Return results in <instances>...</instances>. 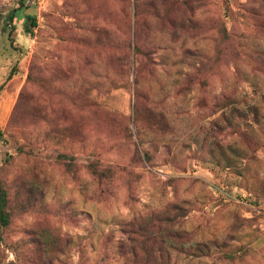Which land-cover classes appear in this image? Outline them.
<instances>
[{"label":"rangeland","instance_id":"rangeland-1","mask_svg":"<svg viewBox=\"0 0 264 264\" xmlns=\"http://www.w3.org/2000/svg\"><path fill=\"white\" fill-rule=\"evenodd\" d=\"M19 6L0 0V264H264V0Z\"/></svg>","mask_w":264,"mask_h":264},{"label":"trees","instance_id":"trees-1","mask_svg":"<svg viewBox=\"0 0 264 264\" xmlns=\"http://www.w3.org/2000/svg\"><path fill=\"white\" fill-rule=\"evenodd\" d=\"M30 2H31V0H20V6L12 9L9 12L7 18L10 21H14L16 16L18 18L21 17L22 9L26 8V6H29ZM23 17L25 18V25H24L25 31L29 34H32L33 33V27L37 23L36 17L34 15H23ZM1 135H2V132L0 130V136ZM10 221H11V213L8 210V193H7L6 187L4 186L3 181L0 179V224L7 226V225H9ZM186 235H187V233H185V232L183 234L182 233L178 234L177 231L173 230V231H170L168 233L167 238H164L163 236L160 237L157 234L150 233V235H149V237H147V239H149V240L154 239L155 241L159 240V242L165 241V242L172 244L174 241H176V242L177 241H183L185 239ZM186 241H188V240H186ZM186 241H184V242H186ZM161 250H164V249H161ZM180 251L183 252L184 250L181 249Z\"/></svg>","mask_w":264,"mask_h":264}]
</instances>
